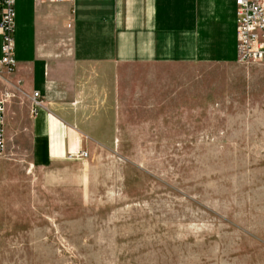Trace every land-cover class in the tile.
I'll return each instance as SVG.
<instances>
[{"label":"rangeland","instance_id":"374dc122","mask_svg":"<svg viewBox=\"0 0 264 264\" xmlns=\"http://www.w3.org/2000/svg\"><path fill=\"white\" fill-rule=\"evenodd\" d=\"M160 67L87 157L6 134L0 264H264V62Z\"/></svg>","mask_w":264,"mask_h":264},{"label":"crops","instance_id":"0c3cea01","mask_svg":"<svg viewBox=\"0 0 264 264\" xmlns=\"http://www.w3.org/2000/svg\"><path fill=\"white\" fill-rule=\"evenodd\" d=\"M14 41L17 69L0 74L5 137L27 130L42 161L90 149L126 97L158 112L161 65L239 63L235 0H16ZM1 46L0 35V57Z\"/></svg>","mask_w":264,"mask_h":264},{"label":"built area","instance_id":"2783aa9c","mask_svg":"<svg viewBox=\"0 0 264 264\" xmlns=\"http://www.w3.org/2000/svg\"><path fill=\"white\" fill-rule=\"evenodd\" d=\"M62 3L72 0H34ZM237 11L238 62L251 64L264 62V0H235ZM16 27V0H0V35L2 55L0 74L13 73L17 69L14 33ZM35 103H42L38 91L33 93ZM5 99L0 98V157L6 149L4 131ZM71 157H87V151L70 154Z\"/></svg>","mask_w":264,"mask_h":264}]
</instances>
